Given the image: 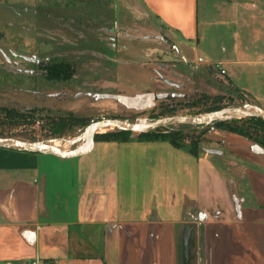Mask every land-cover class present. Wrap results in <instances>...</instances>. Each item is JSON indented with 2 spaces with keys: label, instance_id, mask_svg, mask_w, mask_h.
<instances>
[{
  "label": "crops",
  "instance_id": "1",
  "mask_svg": "<svg viewBox=\"0 0 264 264\" xmlns=\"http://www.w3.org/2000/svg\"><path fill=\"white\" fill-rule=\"evenodd\" d=\"M95 1L65 0L77 66L55 109L145 122L221 79L264 108V0H125L123 23ZM209 134L196 153L135 135L68 158L0 147V264H264V147Z\"/></svg>",
  "mask_w": 264,
  "mask_h": 264
},
{
  "label": "rangeland",
  "instance_id": "2",
  "mask_svg": "<svg viewBox=\"0 0 264 264\" xmlns=\"http://www.w3.org/2000/svg\"><path fill=\"white\" fill-rule=\"evenodd\" d=\"M101 1H106L109 8L117 7L115 10L120 23H123L125 0ZM63 9L65 0H0V130L71 151L85 140L86 128L95 119L76 120L80 116L55 109L54 104H64L65 99L53 97L48 92L50 89H64L66 82L74 76L54 78L50 75L49 66L62 64L65 68L63 74L71 71L73 66L76 70L77 66V62L66 60L70 46L64 40ZM58 11L62 13L57 17V20L61 18L60 25L54 23L56 17L53 13ZM73 28L75 32L80 31V25L76 23ZM67 63L72 64L70 68L65 67ZM216 85V92H199L181 101L162 102L145 122L162 117L159 113L169 110H173L175 115H207L211 113L207 108L213 105L221 108L260 107L254 97L236 89L229 81L221 79ZM1 107L15 109L16 112ZM127 119L137 121L132 117ZM62 123L63 127L57 129ZM205 127L207 125L187 128L184 132L186 145L207 139L213 128L207 131ZM109 130L102 129L101 133Z\"/></svg>",
  "mask_w": 264,
  "mask_h": 264
},
{
  "label": "water",
  "instance_id": "3",
  "mask_svg": "<svg viewBox=\"0 0 264 264\" xmlns=\"http://www.w3.org/2000/svg\"><path fill=\"white\" fill-rule=\"evenodd\" d=\"M250 116H259L264 119V108L223 107L207 115L176 114L159 117L149 122H138L120 117H105L90 122L85 131V140L71 151L62 150L47 142L30 141L12 136L0 137V147H12L34 153H47L68 158L86 153L93 146L96 134L101 133L102 129L123 130L140 134L176 124L206 126L220 120Z\"/></svg>",
  "mask_w": 264,
  "mask_h": 264
},
{
  "label": "trees",
  "instance_id": "4",
  "mask_svg": "<svg viewBox=\"0 0 264 264\" xmlns=\"http://www.w3.org/2000/svg\"><path fill=\"white\" fill-rule=\"evenodd\" d=\"M70 64L71 63L65 64L66 65L65 67L70 68ZM61 65L56 63V64H53L52 66H49L50 75H52V77L54 78L56 77L57 78H61V77L71 78L75 73V67L73 66L71 71H69L67 74H63L65 73L64 72L65 68H63ZM201 98H204V97H201ZM1 108L16 112L15 109H9L8 107H1ZM220 108H221L220 105H213L211 107H208L207 109L208 111L213 112ZM17 113L19 114L20 111H17ZM170 114L175 115V112L173 110H169V112L159 113V116L163 117L165 115H170ZM75 119L84 120L86 118L76 117ZM124 119H127V118H124ZM63 125L64 124L62 123L58 125L56 128L57 129L62 128ZM193 126L194 125L192 124L171 125L169 127L158 128V129L146 132V133H140L137 135V138L139 140H148V141L167 140V141H170L176 147L185 148L192 153H196L198 146L202 140L194 141V142H191L190 145H186L185 141H186L187 136L184 135L185 134L184 132L187 131L186 129L193 127ZM205 128L207 129V131H209L212 128H222L227 131L237 132V133H240L256 141L258 144L264 147V119L259 116L240 117V118L220 120V121L213 122L210 125H207V127ZM8 136L18 137V138L26 139L30 141H35L27 137L17 136L16 134H12L8 132L5 133L4 131L0 130V137H8ZM131 137H132V132L130 131L109 130L104 133L96 134L95 140L125 141V140H129Z\"/></svg>",
  "mask_w": 264,
  "mask_h": 264
},
{
  "label": "built area",
  "instance_id": "5",
  "mask_svg": "<svg viewBox=\"0 0 264 264\" xmlns=\"http://www.w3.org/2000/svg\"><path fill=\"white\" fill-rule=\"evenodd\" d=\"M226 71L225 69H221V73L224 74ZM30 264H35V263H30Z\"/></svg>",
  "mask_w": 264,
  "mask_h": 264
},
{
  "label": "bare ground",
  "instance_id": "6",
  "mask_svg": "<svg viewBox=\"0 0 264 264\" xmlns=\"http://www.w3.org/2000/svg\"><path fill=\"white\" fill-rule=\"evenodd\" d=\"M53 146V145H52ZM55 147V146H54Z\"/></svg>",
  "mask_w": 264,
  "mask_h": 264
}]
</instances>
